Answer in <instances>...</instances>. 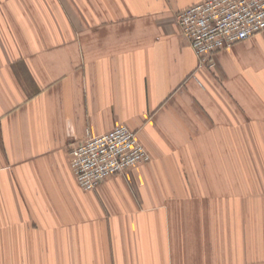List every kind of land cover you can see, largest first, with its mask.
Masks as SVG:
<instances>
[{
  "label": "crops",
  "instance_id": "0c3cea01",
  "mask_svg": "<svg viewBox=\"0 0 264 264\" xmlns=\"http://www.w3.org/2000/svg\"><path fill=\"white\" fill-rule=\"evenodd\" d=\"M201 0H0V264H264V31L199 57ZM151 158L81 189L73 143Z\"/></svg>",
  "mask_w": 264,
  "mask_h": 264
},
{
  "label": "built area",
  "instance_id": "2783aa9c",
  "mask_svg": "<svg viewBox=\"0 0 264 264\" xmlns=\"http://www.w3.org/2000/svg\"><path fill=\"white\" fill-rule=\"evenodd\" d=\"M182 34L200 66L215 65V54L264 31V0H201L176 14ZM72 144L70 165L81 189H95L107 178L124 174L151 155L136 131L117 124Z\"/></svg>",
  "mask_w": 264,
  "mask_h": 264
}]
</instances>
